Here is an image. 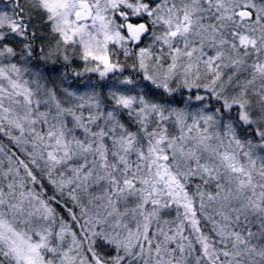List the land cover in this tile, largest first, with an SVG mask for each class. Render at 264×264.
I'll return each instance as SVG.
<instances>
[{
	"label": "snow or ice",
	"instance_id": "6c2138e0",
	"mask_svg": "<svg viewBox=\"0 0 264 264\" xmlns=\"http://www.w3.org/2000/svg\"><path fill=\"white\" fill-rule=\"evenodd\" d=\"M0 264H264V0H0Z\"/></svg>",
	"mask_w": 264,
	"mask_h": 264
}]
</instances>
